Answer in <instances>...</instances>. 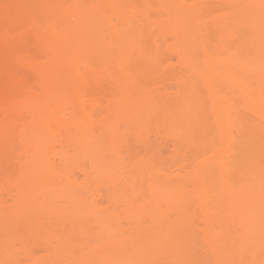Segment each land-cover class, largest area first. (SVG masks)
I'll return each instance as SVG.
<instances>
[{"label":"bare ground","instance_id":"bare-ground-1","mask_svg":"<svg viewBox=\"0 0 264 264\" xmlns=\"http://www.w3.org/2000/svg\"><path fill=\"white\" fill-rule=\"evenodd\" d=\"M260 5L0 0V212L31 236L0 264H264ZM183 150L212 155L188 174ZM212 204L248 224L238 247Z\"/></svg>","mask_w":264,"mask_h":264},{"label":"rangeland","instance_id":"rangeland-1","mask_svg":"<svg viewBox=\"0 0 264 264\" xmlns=\"http://www.w3.org/2000/svg\"><path fill=\"white\" fill-rule=\"evenodd\" d=\"M172 83L173 91L176 92V84L175 82L170 79L169 80ZM123 130V129H122ZM121 130V132H122ZM124 133H121L123 135ZM127 141L130 144V148L134 150L136 153H140L138 155L137 159H140L144 156V153L141 151L142 147H139L138 145L134 144V137L133 136H126ZM161 141H156V144L158 145ZM169 146V150L166 153V156L169 157L172 153L170 152L172 150L171 148V142L167 143ZM221 145L218 144L217 147H220ZM125 149V148H124ZM210 155H212V152H202V151H196V150H183L182 151V160H184V164L187 166L188 174L193 171L196 167V164L201 162L202 160L208 158ZM181 159V158H180ZM179 159V160H180ZM179 160L177 162H179ZM81 182V181H80ZM6 198V196H4ZM8 205H11V201H8ZM108 204H103V207H106ZM113 206L108 207L109 212L112 214L114 213ZM122 208L117 209V212H120ZM195 208L191 207L190 214L195 215V221H194V228H195V236L197 247L200 248L203 252L205 257L207 258L208 262L210 261L211 255L209 254L208 248L203 244V238L206 237L204 228L205 223L203 222V216L200 213L199 210H197L195 213H193ZM262 209L255 210L256 213L261 212ZM237 210L235 208H231L228 205L224 206L222 208H215L212 204V208L209 211L208 217L213 224V230L218 235V237H233V242L235 247L239 246V238L238 237H247L249 235V231L247 229L248 224L242 223L237 216H235V213ZM122 215V221L123 228H129L130 226L126 223L125 214L121 213ZM9 211H3L0 212V237H15L11 244L14 245L15 249L22 252L23 248L28 249V244L26 241L29 240L28 237H31L28 235L26 230L23 228V226L20 225V223L14 222L13 220L10 221L9 224H7V220L9 219ZM262 221H264V216L262 218ZM132 231V230H131ZM130 231V232H131ZM26 250V249H25ZM24 251V249H23ZM39 255L45 256L46 253H40ZM21 258V264H30L29 260H26L24 258L23 254L18 255Z\"/></svg>","mask_w":264,"mask_h":264},{"label":"snow or ice","instance_id":"snow-or-ice-1","mask_svg":"<svg viewBox=\"0 0 264 264\" xmlns=\"http://www.w3.org/2000/svg\"><path fill=\"white\" fill-rule=\"evenodd\" d=\"M262 12H264V0H261V5H260Z\"/></svg>","mask_w":264,"mask_h":264}]
</instances>
